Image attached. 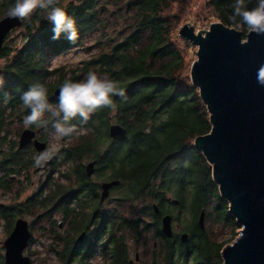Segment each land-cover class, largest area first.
I'll list each match as a JSON object with an SVG mask.
<instances>
[{
    "label": "trees",
    "instance_id": "1",
    "mask_svg": "<svg viewBox=\"0 0 264 264\" xmlns=\"http://www.w3.org/2000/svg\"><path fill=\"white\" fill-rule=\"evenodd\" d=\"M182 1L56 0L76 18L78 37L74 43L63 37L53 40L51 24L45 12L38 10L16 29L22 43L13 44L9 33L0 51V57L6 59L0 65V186L7 190L16 188L15 198H19L23 190L21 174L34 164V149H20L17 141L28 111L19 97L29 84L37 79L47 82L49 99L55 102L53 91L65 76L81 79L88 71L103 73L119 81L124 95L114 97L115 109L103 108L86 122L79 117L72 120L78 142L75 157H97L111 169L112 176L124 180V205L138 208L133 217L121 219L119 225L124 234L120 238L125 241L131 234L139 239L153 225L156 239L164 242L162 259L157 264L159 260L163 264L210 263L213 253L221 258L224 241L213 247V237L209 238L207 227L202 228L198 219L205 209V218L232 221L227 200L212 178L211 165L193 144L197 136L210 132L212 123L199 88L188 73L191 62L187 54L192 44L178 35L181 15L168 13L175 3ZM207 1L216 20L246 37V27H237L227 19L229 0ZM10 3L11 0H0V19L6 16ZM253 6L254 0L247 4ZM78 48L88 50L89 56L72 66L52 65L55 57ZM17 122L19 127L15 129ZM112 123H120L127 133L111 137ZM12 175L18 177L12 180ZM170 192L180 200L179 207L190 204L195 211L194 225L185 227L189 232L187 242L176 234L168 239L160 229V214L152 208L155 202L162 213L168 211ZM210 203L213 206L207 211ZM19 205L29 207L32 211L28 213L33 214L45 208L38 203L37 196ZM18 206L5 205L0 209L1 216L20 215ZM143 206L156 216L155 223L142 218ZM178 219L173 215L174 221ZM192 247L196 250L190 251ZM50 248L62 264L69 263L71 246L63 249L61 244L51 242ZM114 264H128L125 255L117 256Z\"/></svg>",
    "mask_w": 264,
    "mask_h": 264
},
{
    "label": "water",
    "instance_id": "2",
    "mask_svg": "<svg viewBox=\"0 0 264 264\" xmlns=\"http://www.w3.org/2000/svg\"><path fill=\"white\" fill-rule=\"evenodd\" d=\"M22 25L23 20L16 18L0 19V51L8 34ZM179 35L198 45L197 59L190 68L191 80L199 88L212 123L210 132L197 136L193 144L210 163L221 196L230 202L229 210L242 226L235 241L221 250L224 264H264V85L259 83L264 82V35L249 30L244 38L241 31L222 22H213L201 32L187 23L180 27ZM57 92L58 85L53 91L55 97ZM126 133L120 123L110 125L111 137ZM32 143L38 151L47 147L36 137L34 128H24L19 148ZM46 151L47 155L52 152ZM48 162L40 168H46ZM116 183L119 181L104 185L103 198ZM171 200L179 204L178 199ZM154 207L158 211L156 204ZM198 220L204 228L205 209ZM172 223V216L166 214L162 231L169 237L173 236ZM31 236L28 221L18 218L4 241L5 264H32L23 254ZM188 239L189 233L184 231L180 240Z\"/></svg>",
    "mask_w": 264,
    "mask_h": 264
},
{
    "label": "flooded vegetation",
    "instance_id": "3",
    "mask_svg": "<svg viewBox=\"0 0 264 264\" xmlns=\"http://www.w3.org/2000/svg\"><path fill=\"white\" fill-rule=\"evenodd\" d=\"M21 27L14 28L10 33L16 32V29ZM34 129L36 130V137L46 142L47 147L43 151H38L32 143L23 148L34 149L32 152L33 165H35L38 174L41 176L37 191L29 197L37 196L38 203L40 202L45 208H42L39 213L33 214L30 213L32 209L29 210V207L18 206L19 202H24L29 198H22L27 183H23V179L20 178L23 190L21 196L17 198L20 200L14 203L20 209V215H10L3 218L0 210V217L6 220L7 223V236L12 232L16 220L24 218L29 223L32 239L34 224L43 218L48 221V226H43L41 229L49 230L50 243L61 244L63 249L68 246L72 247V257H70L68 264H90L92 259L99 255L103 257L106 264H114L117 256L123 257L124 255L128 264H157V260L162 259L164 242L161 238L156 239L153 225L149 231L143 232V236L139 239L129 233L127 240L124 241L120 238L124 234L123 227L119 225L121 219L125 216L133 217L134 212H137L135 210L138 208L124 205L123 194L127 189L124 180L121 177L112 176L111 169L102 165L97 157L90 156V154L88 157H75L74 151L78 146L75 134L62 137L61 146L56 147L52 144L51 128L38 127ZM17 141L19 146V136ZM47 149L52 150L50 155H47ZM46 160H49L46 168H40ZM65 165H68L67 173L61 172L62 166ZM90 165L93 166L90 167ZM89 169L92 170L91 174H89ZM28 170H24L21 177L24 176L29 179ZM12 176H15L12 180L18 177L17 175ZM58 177H65L67 180L61 181ZM114 181H119V183L111 185L108 195L103 198L104 185ZM171 194V192L167 194L168 203L175 206L180 205L179 199V204L172 202L171 198H175V196ZM154 204L158 206V211ZM5 205L9 204L0 203V209ZM152 208L154 212L160 214V229L162 231L163 217L170 214L173 218V213L168 209V211L162 213L161 208L155 202ZM142 209H144L142 218L150 224L155 223L156 216L151 213V210H145V206ZM28 211L30 212L28 213ZM29 216H35V218L30 220L28 219ZM112 232H115V236L111 237ZM162 233L164 234L163 231ZM174 234L177 235L173 226V236ZM164 235L168 239L173 237ZM152 240L153 248L151 249L150 242ZM24 250L23 254L26 255ZM54 254L56 255V253ZM57 257L59 258V256ZM159 261H161L160 264H163V260Z\"/></svg>",
    "mask_w": 264,
    "mask_h": 264
},
{
    "label": "clouds",
    "instance_id": "4",
    "mask_svg": "<svg viewBox=\"0 0 264 264\" xmlns=\"http://www.w3.org/2000/svg\"><path fill=\"white\" fill-rule=\"evenodd\" d=\"M229 0L230 14L227 19L237 27L244 26L257 35H264V0ZM43 10L51 24L52 39L63 37L74 43L78 37L76 18L60 6L56 0H11L5 11L9 18L30 19ZM264 85V82H259ZM124 88L119 81L97 71H88L81 79L65 76L58 84L56 101L49 99L47 82L39 79L31 82L19 97L28 111L23 116L24 127L51 126V134L65 137L75 132L71 123L76 117L87 121L91 114L108 108L115 109L114 97L123 96ZM51 117V119H49ZM39 162V161H38Z\"/></svg>",
    "mask_w": 264,
    "mask_h": 264
},
{
    "label": "rangeland",
    "instance_id": "5",
    "mask_svg": "<svg viewBox=\"0 0 264 264\" xmlns=\"http://www.w3.org/2000/svg\"><path fill=\"white\" fill-rule=\"evenodd\" d=\"M168 13L178 14L181 15V25L182 27L185 24H190L194 27L196 32H201L203 30H208L210 25L213 22H222L216 20L213 15L212 10L209 8V4L207 0H184L180 3H175L168 11ZM223 23V22H222ZM179 27V29H180ZM204 33V32H202ZM179 35V31H178ZM180 37V35H179ZM182 40L191 43L192 45L189 48V52L187 54V60L192 62L197 59V52H198V45L193 44L191 41L187 39ZM9 40L13 42V44H21L22 37L20 31L14 32L10 35ZM90 52L85 48H78V49H71L64 53L61 56L55 57L52 60V65H57L60 63H65L68 65H75L78 64L81 60L85 57H88ZM6 62V59L0 57V65ZM191 64L188 69V73L191 79ZM192 81V80H191ZM19 127V123L17 122L15 125V129ZM52 144L56 147H60L62 144V137H57L52 135ZM207 159V158H206ZM208 162V160H207ZM78 163V161H77ZM209 163V162H208ZM210 164V163H209ZM68 165L62 166L61 172L67 173ZM212 169V167H211ZM28 174L30 175L29 179H26L24 176L20 177L23 183L26 184V190L22 195V198H28L30 195H33L38 189V182L41 179V176L38 174V171L35 165H32L29 170ZM62 175V174H60ZM61 181H66L67 178L58 177ZM20 180V182H21ZM27 180V181H26ZM21 182V184H22ZM23 185V184H22ZM219 186V185H218ZM16 188L13 190L3 189L0 186V203L4 204H13L17 200L15 198ZM220 192V191H219ZM175 194V193H172ZM171 194V195H172ZM173 196V195H172ZM226 199V198H225ZM227 200V199H226ZM192 202V201H190ZM230 202L227 200L228 212L231 215L232 221H223V220H215L214 218H205V227H207V235L211 240L213 247L219 245L222 241H224L225 245L228 243H233L235 239L239 236L240 230L242 226L236 221V217L230 212ZM213 204L210 203V206L207 207V211L209 208H212ZM168 210H171L173 215H177L179 219L174 221L173 226L174 230L177 233L178 237L184 232L187 231L185 229L186 226H193L194 225V218H195V211L193 208L191 209L190 204L187 206H175V205H167ZM225 216V214H224ZM221 215V219L224 217ZM35 216H29L28 219L33 220ZM234 219V221H233ZM48 226V221L45 219H40L34 224L33 227V238L30 241L28 247L24 250V253L31 258L33 264H62L61 260L51 251L50 248V232L49 230H42L41 227ZM188 232V231H187ZM214 232V234H213ZM8 230H7V223L6 220L0 217V264H5L4 256H5V245L4 241L8 237ZM153 240L150 242V248H153ZM224 245V246H225ZM196 249L192 247L190 251H195ZM134 252L132 253L133 256ZM212 254V251H211ZM221 258L216 254L211 255V262H201L199 264H224L222 252H220ZM221 260V261H220ZM90 264H106V261L103 259L102 256H95Z\"/></svg>",
    "mask_w": 264,
    "mask_h": 264
}]
</instances>
